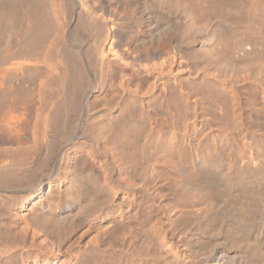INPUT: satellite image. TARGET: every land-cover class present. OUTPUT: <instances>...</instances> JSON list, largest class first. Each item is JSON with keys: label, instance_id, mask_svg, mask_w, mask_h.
<instances>
[{"label": "bare ground", "instance_id": "1", "mask_svg": "<svg viewBox=\"0 0 264 264\" xmlns=\"http://www.w3.org/2000/svg\"><path fill=\"white\" fill-rule=\"evenodd\" d=\"M4 1L7 2V0ZM4 1L2 0V2ZM97 1L98 3H96V0H61L60 8L63 11L62 13L66 15L65 18H67L68 21V28L62 38L61 35L58 37L59 39L57 38L58 43H55V41L57 40L55 38L56 40L53 43L54 45L52 44L53 47L52 49L50 48L51 51L49 53V58L54 63V67L52 68L53 73L48 69L50 75L48 74V72L46 75L48 78H46L47 80L41 79L43 74H38L39 78L41 76V80L37 79L40 80V85L37 84V92L39 93L37 94L38 97L30 99L28 102L23 104L21 108L17 106V103H13L15 101H12V104L14 105L9 103L6 108L2 107L3 109H1L0 136L2 139H10L12 142L19 144V146L16 149L12 147L14 150L8 147V151L10 149L11 151L8 154L6 153L0 156V264H7L9 261H11V263L18 261L21 264H31L29 262L28 256L32 255L33 250L36 248L37 238H42L47 244L52 245L53 247L54 245L60 246L63 236L69 235L68 232H70L72 229L77 228V226L79 227L89 218L94 216L98 211L96 207L100 204L105 203L106 200L104 201V199H102V195L99 194L102 191H105L104 195H108V201L111 200V202L113 203L109 209V212H113V209H115L116 207H119V209L121 208L120 210H123L122 203H114L117 189L114 185H112L111 182L108 185L100 183L99 185L95 186V181L93 182L88 179V175L91 176L97 172L96 168L94 167V161H87L83 166H79L75 161L72 162L73 157L69 155L68 148H70L71 146H78L77 144H83L80 141L81 139L83 140L89 138V134L92 132V128L90 129V127H96L98 128V130H103V135H106L105 137L108 136V139H110L109 142H118L121 143V145L123 144L125 148H130V144H132L131 142L135 141H131L134 137L131 132L130 133L133 136L132 138L131 135L127 134V132L129 131H127L126 129H130V127H124L125 130L123 128V131L120 129L121 125H117V127L115 126V122H117L119 118V113L116 110H118V106L120 103L117 102L118 100H116L115 96V98L113 97L115 100L110 97V94H114L113 89H104V81L106 79L101 82L102 84H100L101 80L99 79V75H102L105 72L104 69L107 70L108 68V66L103 68V65L105 66L104 63H109L114 70L115 68H119L120 71H118L120 74L122 72L123 74H125V76H128L131 83L134 81L143 83L145 81L144 79L148 76H155L157 78H160L164 73L163 69L165 68V66L168 65L171 61H178V58L180 56L179 54L181 52L180 46L178 44L175 45V43L173 44L171 42L172 38L168 35H165L163 30L165 21L167 19H170L171 15H173L176 19L178 18L177 14L179 12H176V14L175 11L184 12L185 16L181 17L185 18L184 21L187 19V22H184L188 31L190 30L189 32L186 31L187 33H190L191 35L193 31H204L208 35L206 38V35L203 36L204 38L200 37L201 39H203H200L202 43L200 42V47L196 48V50L202 51L203 49L207 52L206 56L208 57L205 56L204 62V67L207 70L217 71V69H220L222 66H226L231 67L236 71H246L245 73L252 74L251 76H254V78H256V76L258 77L260 73L263 74L264 72V60H261L262 62L260 61L261 65L259 62H256V64L259 63V66L255 67H253V63H255V61H253L252 63H250L249 61H247L248 63L245 61L236 63L235 61L229 62V60H232L230 58L228 59V62L226 61V58L224 60L225 56L222 55V53H224L222 50L228 48L226 38L228 37V32L233 30L232 27V29H230V26L232 25L220 19L221 17H224L221 15L219 19L222 20L221 22H223V24L220 23V20V24H218L219 26H223L224 22H226V26L230 25L228 27V29H230V31L227 32L228 34L226 33L225 28L221 29V26V28H217L218 26L216 27L215 24L214 28H208L207 22H211L212 20L208 18L209 20H211L209 21L206 17H201L205 14H210L209 12L205 13V11H203L204 9H200L201 5L204 2L201 3L200 7H198L197 5V7L200 9L199 10L196 7V4L194 5L193 3L192 5L189 4V6L187 7H182L179 4V0H160V3L158 1V4H153L154 2L151 3V1L148 0ZM198 1L200 2V0ZM225 1L228 2L229 0ZM225 1L224 3H226ZM230 1L234 2V0ZM246 1L243 2V4H245ZM254 1L255 3L251 0V2L254 4H262V2H260L261 0ZM258 1L260 3H258ZM199 2L197 4H199ZM206 2H208V0ZM218 2L220 3H217V0L213 1V5L217 3V8L218 6H221V1L219 0ZM237 2L239 1L237 0ZM1 3L0 33L7 34V32H10L12 29H14L12 31V33L14 34L15 32H18L20 28H22V30L24 28H28L30 30L32 24L31 21H33V19L31 20L29 17L32 18V16H34L35 12L37 11V0H34V3L32 2L33 7L31 8V10L33 11V15L30 13L31 16L30 14L27 16L26 14L28 13L25 12V9H27V7L29 6H26L24 8L25 15H23V9H19L21 5L19 7L15 6L11 3V1L9 3L7 2V4L5 5L4 3ZM209 3L210 2H208V4ZM53 4L55 3L53 2ZM248 4L249 3L245 5L250 6ZM213 5H209L208 7H215ZM252 5L250 7H252ZM256 5L253 6L254 9ZM48 6L53 7L54 5L52 6L49 3ZM15 7H18V10H21L22 12L15 9ZM28 9H30V7ZM250 9L249 11H252V9ZM166 10H168L169 12H166ZM201 10L205 13H203L204 15H201L199 13V11L202 12ZM214 12H217V10L213 11V13ZM21 15L23 17L27 16V19H30L29 21L31 23L27 22L30 23V25H28L26 24V21L25 23L22 22L23 24H26L24 25L25 27L22 25V27H20L18 31H16V27L21 24V21L23 19V17L21 20L19 18V21L17 17H20ZM14 17L17 18L18 22L16 23L18 25H14L16 27L14 28L13 26V28H11L10 30L9 28L12 27L11 25H13V23L16 24L14 22L16 18ZM227 17L228 16H226V18ZM201 18H206L207 24L203 22V25L200 20ZM27 19L25 18V20ZM36 19L37 18H34L35 22ZM231 19L232 18H230V20ZM182 20L183 19H181V21ZM177 21H179V18L175 20V22ZM202 21H204V19ZM241 21L243 20H240V22ZM180 22H177V25L179 23V27L177 28H181L180 30H183L182 27L184 26L185 28V25ZM181 24L183 26H181ZM27 25L30 27H28ZM33 26L36 27L38 25L33 24L32 27ZM244 27L247 26H243V29ZM80 28L89 33V39L87 36H85V38L87 37V39L85 40V38L82 36L83 34L82 31H80ZM201 32H196V34ZM172 33L174 32L172 31ZM231 33L229 34V37H231ZM22 34L25 36L24 30L23 33H21V37H24ZM225 35L226 37L223 38ZM9 36L12 37L11 35ZM1 37H3V42H10L9 39L11 38H7L5 40L4 36ZM205 39L207 41H204ZM220 39H225V42L227 43L226 48L225 44L223 43L224 41H221ZM24 40H27L28 42L30 38H28L27 36ZM215 41H221L220 43H217L219 44V46L217 45L218 48L216 46V48L219 49L218 51L214 48V44H216ZM171 43L174 46H172ZM220 44H222V46ZM5 46L4 48H6ZM220 49L222 52L220 51ZM200 51H197V53L199 54ZM204 51H202V53ZM202 53L200 54L202 55ZM22 59L23 58L18 61H13L9 63V65H5L3 69L1 68L2 74L0 73V90L6 88L9 77L16 75V73H22L25 70L27 71V69H32L34 65L31 64V59L28 61L29 63L25 59L22 61ZM3 61L1 59V62ZM42 62L43 63H41L40 65H43L45 63L43 67H47L52 63L48 61L49 63L47 65V61ZM101 67L103 68V70ZM113 69L112 74L110 73L111 71L108 72L110 69H108L107 72L114 77ZM100 71L103 72L100 73ZM142 74L145 76H143ZM46 76L43 75V78H45ZM102 89L105 92L104 96H102L101 98L99 97V100L96 99L92 101L90 95L95 90ZM128 93L129 90H126L125 95H127ZM133 96L136 97V94L133 93ZM22 97L23 96H21V98ZM125 101L127 102V100ZM20 104L18 102V105ZM15 105L20 109H18ZM145 107V115H142L147 118L146 120L151 122L152 131L149 132L150 134L144 141V147H142L144 151L146 150V152L154 149L155 153L157 152V155H160L162 158H166L167 155L172 154L176 150L175 147L177 146V142H173V140H176V135L172 133L170 137H168L169 135L166 137H158V132L155 133L156 130H158L155 128H159L155 127L157 126L156 124H158L157 121H154V119L156 118H154L152 110L149 109V105L146 104ZM223 110L225 115L230 113L229 106L226 104L223 105ZM234 113H236V111ZM120 116H122V114ZM167 118L169 117H166V119ZM121 122H123V118ZM41 126L43 127V130L41 131L42 135L39 137V135L41 134L39 127ZM109 126L110 128H108ZM136 130L135 132L137 133ZM53 131L55 132L54 134L52 133ZM246 137L250 140V143H252L251 146H253L254 144H258V142L261 141L264 142L263 138L259 137L256 133H254V131L250 129L246 132ZM184 140L185 139L182 138V142L180 140L179 144L185 145L183 144V142H185ZM29 141L31 143L30 145H23L25 142ZM262 146L263 151L261 153L256 152L251 157L247 156V154H243V152H239L241 153V156L239 158H242V161L244 159V161L241 162L242 164L237 168L229 166L230 168H227V171H225V173L221 169L220 165L216 167V165L212 163L213 161H211L212 159L210 158V155L206 153L203 155L201 154L202 158L199 159L197 158V156L194 159L189 158L190 165H187L189 163L186 162L181 161L180 163L175 161L174 166L176 170L181 173L183 177L182 183L185 184L190 183L188 181H191V175L195 172L199 176V178L204 179V182H207V184L211 188H215L216 186H218L217 181L220 179H222V181L225 180L224 183L227 180V185L229 184L228 182H230V180L232 181V179H235V183L237 180L239 181V184L236 183L238 186L240 184L244 186L245 184L243 180L247 178L252 182H259V185L261 186L260 183L264 184V182H262L264 181V145ZM140 150L141 149H139L138 151ZM238 163H240V161ZM71 165L76 166L70 170ZM137 168L138 167H136V169ZM127 169L124 172L129 179L128 185L130 186V188H135L138 186L144 188L147 184L145 178L143 176L137 177V173L135 174V171H138L139 174L141 170L133 169L134 171H130ZM191 170H193V173ZM87 171H92L89 172L92 174L87 175ZM249 180L248 182H250ZM191 184L193 183H190V185ZM234 184L232 182V185ZM227 188L232 189V187H229V185L227 186ZM233 188H235V186ZM86 199H89L88 201L94 203V205H91V203L89 202L87 203ZM137 199L138 197L137 195H135L132 203H135ZM200 200V202H198L199 200H196V202H194V205L198 203H205L206 205L200 209L198 208L199 210L197 209V211H190V213H197L198 216L196 218L193 219L191 217H188L187 220L182 223H178L177 220H174L173 222V237L177 238L178 241H180H177L175 245H170L171 249L176 248L175 251H173V249L171 250L170 248H167L166 251H164V254L163 252L162 254L160 253L156 255L155 253L149 254V257L152 256L153 258L155 256L153 258V261L155 262L154 264H264L263 232L261 231V233L257 232L258 234H254L253 231L249 234V232L246 231L244 235H236L237 232L234 233L235 231H227L223 226L219 225V223L217 224L213 221L212 215L215 213V207H217L214 205L215 203L213 204L212 202L210 203L204 201V199H201V197ZM15 206L22 209V213L17 214L21 215L24 219V225L22 224L23 227L21 226V228L19 227V225H13L10 219V216L12 214L11 211L13 209H16ZM8 214H10L9 217H7ZM14 223L16 224V222ZM127 223L128 224H126L125 226L118 228L117 232H119V247L117 246L118 249L115 248L117 253L119 251V253L123 254L124 257L129 254V252H127L128 250H126L127 246H133L135 243L147 236V233L145 231L146 228L144 231H142L144 228L141 223H136L132 220H129ZM17 227L20 229L18 230ZM167 234L168 229L164 230L165 237L167 236ZM237 234H239V232ZM164 245V241L161 240L159 242V246L163 247ZM200 245L202 246L200 247ZM155 248L156 247L154 246V249ZM85 250H87L88 252L101 251V243L91 242L86 246ZM49 253L50 252H45L44 254L48 255ZM185 253H191L194 256L197 255V253H201V256L199 254V258H197L196 260H192L187 257L188 255H185ZM37 256H39V254ZM81 256V252L79 251L73 256L75 264H81ZM34 264H36V262Z\"/></svg>", "mask_w": 264, "mask_h": 264}, {"label": "rangeland", "instance_id": "2", "mask_svg": "<svg viewBox=\"0 0 264 264\" xmlns=\"http://www.w3.org/2000/svg\"><path fill=\"white\" fill-rule=\"evenodd\" d=\"M10 1L15 6L19 7L21 5L19 9H23V12L21 10H18V7H15V9L21 11L23 15H25L24 8L26 6H29L30 9H28L29 7L25 9V12L28 13L26 15L28 16L30 13L33 15V11L31 10V8L33 7L32 5L34 3V0ZM10 1L7 0L8 3ZM148 1H151V3L154 2L153 4H158V1L160 3V0ZM179 1L180 3H178L182 7H187L189 6V4L192 5V3L194 5L196 4V7L197 5L198 7H200L201 3L204 2L205 4L203 3V7L201 5L200 9H204L203 11H205V13L209 12L210 14H205L202 10V12L199 11V13L201 15L205 14L201 17H206L207 19L209 18L212 21L208 19L211 22H207V24L206 18H201L200 20L202 23H206L208 25V28H214L216 25V27L218 26L217 28H225L226 33L233 28V30L228 32L229 34L232 32L231 37H229L228 33V35L226 34L228 36V39L226 38L228 48H226L227 43L225 42V39H220L221 41H224L223 43L225 44L226 48L224 49V46L222 47L224 49L222 50L224 52L222 53V55L225 56H222L224 57V60L226 58V61L228 62V59L230 58L232 60H229V62L235 61L236 63H241L244 61H249L250 63H252L253 61H255V63H253V67L259 66L260 61L264 60V0L260 1L262 2L261 5H258L257 3V5L254 4V0H252L254 3H252L251 0H247L248 2L245 0V4L249 3L248 5L250 6L253 4L252 7L256 5L255 9L253 7L254 10L252 9V7L243 4V2H245L244 0H238L239 2H237V0H234V2L230 0H227L228 2H226L224 0L226 3H224L223 0H220L221 6H224H220L221 8L219 6L217 8L216 5L217 3H220L218 2L219 0H217V3L215 5H213L214 0H208V2H210L209 4L208 2H206L207 0H200V2L198 0H183V2L182 0ZM7 2L4 1L2 3H4L5 5L7 4ZM37 2L38 8L35 12V17H29L31 20L33 19V21H31L32 24L30 30L28 28L27 29L29 31L26 28L23 29L25 36L23 34L22 35L24 37H21V33H23V30L20 27L26 24L30 25L31 22L29 21L30 19H27V16L23 17L22 15L20 17H17L18 20L19 18L21 20L23 17L24 20L22 19L21 24L18 25L16 23L18 22V20L16 17H14L16 18L14 21L16 24L13 23V25H11L12 27L9 28L11 30L14 25H18L19 27L14 26V28L16 27V31H18V29L20 28L18 31L19 36L18 32H15L14 34L12 33L14 29H12L10 32H7V30L6 32L8 35L5 32V34L0 33V55H3H1L2 57H0L2 61L4 60L3 62H1L0 59L1 74V70L5 65H9V63L13 61H18L21 58H23L22 61L25 59L27 62L31 59L30 62L34 65L32 69H27V71H23V74L16 73V75L9 77V80L6 84V88L0 90V95L3 96H0V112L1 109L6 108L9 103L12 104V101H15L13 103H17V106L21 108L23 104L28 102L30 99L38 97L37 94L39 93L37 92V89L38 85H40V80H47L48 78L46 75L49 71H52L53 73L52 68L54 67V63L50 60L49 53L54 45V41L60 35L61 38L65 35L68 28V21L67 18H65L66 15L62 13L63 11L60 8L61 0H37ZM53 2L56 4V6L55 4H53ZM198 2L199 4H197ZM260 2L258 1V3ZM49 3L50 5L54 6H48ZM57 3L59 9L57 7ZM96 3H98L97 0ZM209 5H213L215 7H208ZM247 7H250L252 11H249L250 8ZM216 10L217 12L213 13V11ZM167 11L168 10H166V12ZM176 12L179 13L177 14ZM175 13L179 18V21L177 22H180L181 19H183V22L181 21L180 23L185 25L187 19L184 21L185 18H182L185 16L184 12L175 11ZM221 15L224 17H221L220 19L226 21L232 26H226L227 23L224 22L225 27L224 25H220V27L219 24H223V22H221L222 20L219 19ZM226 16H228L229 19L228 17L226 18ZM25 18L28 21L25 20ZM34 18H37L36 22L34 21ZM171 18L165 21L163 30L165 35H168L172 38L171 42L173 44L175 43V45L178 44L180 46L181 52L179 54L180 56L178 58V61H171L168 65L165 66V68L163 69L164 73L160 78H157L155 76H148L146 77L147 79H144L145 81L143 83H140L139 81H134L131 83L128 76H125V74H123L122 72L120 74L119 68H115V71L109 63H104L105 66L103 65V68L108 66L107 70L104 69L107 74L104 72L102 75L100 74L101 76L99 75V79L101 80H99L100 84H102L101 82L106 79L104 81L105 84L103 83L104 89H113L114 94H110V97H112V99L116 97V100H118L117 102L120 103L118 106V110H116L119 113L120 119L118 118V121L115 122V126L117 127V125H121V130H123L124 127H130V129H126L127 131H129L127 132V134L131 135L132 133L134 137L131 135V138L133 137L131 141L135 140L131 142L132 144H130V148H125L123 144L121 145V143L118 142H109L110 139H108V136L105 137L106 135H103V130H98V128L96 127H90V129L92 128V132L90 133L89 131V138L83 140L81 139L80 141L83 144H77L78 146L70 145L72 148L70 146V148H68L69 155L73 157L72 162L75 161L77 165L83 166L87 161H94L93 163L95 165H93L96 168L97 172L90 176L88 174H92L89 173L92 171H87L88 173L86 174L89 176H87L88 179L93 182L95 181V186L99 185L100 183L108 185L111 182L112 185H114L117 189V194L115 196L114 203H122L123 210H120L121 208L119 209V207H116L115 209H113V212H109V209L113 203L111 202V200L108 201V195H104L105 191L100 192L99 194L102 195V199H104V201L106 200L105 203L100 204V207H96L98 211L94 216L89 218L79 227L77 226V228L72 229L70 232H68L69 235L63 236L62 243L60 244V246L54 245L53 247L52 245L47 244L42 238H37V246L33 250L32 255L28 256L29 262L31 264H34L35 262L36 264H75L73 256L78 253V251L81 252L82 255L81 264H154L155 262L153 261V258L155 256L152 258V256L149 257V254L155 253L156 255L160 253L162 254V252L164 254V251H166L167 248L171 249L170 245H175L177 243L178 239L173 237V222L174 220H177L178 223H182L186 221L188 217H191L193 219L196 218L198 216L197 213H190V211H197L198 208L200 209L206 205L205 203H198L194 205V202H196V200H199L198 202L201 201L200 197L201 199L203 198L204 201L210 203L212 202L213 204L215 203L214 205L217 207H215V213L212 215L213 221L217 224L219 223V225L223 226L224 229H226L227 231H235L234 233L239 232V234L236 233V235H244L246 231L249 232V234L253 231L254 234H258L259 232L261 233L262 231L264 234L263 183H260V186L259 182H252L249 179L245 178V180L243 181L246 186H242V184H240L239 187L237 185L239 184V181L237 180L238 182L236 181V184L234 182L235 179H232V181L230 180V182H228L229 187H232L231 189L227 188V180L225 182V185V180L222 181V179H220L221 181H217L218 186H216L215 188H211L207 184V182H204V179H200L199 176L194 172V174L191 175V178L189 177L191 181L188 182L193 183L190 185V183H182L183 177L174 166L175 161L180 163L181 161L186 162L189 163L187 165H190L189 161L191 158L194 159L197 156V158L199 159L202 158V155L206 153L210 155V158L212 159L211 161H213L212 163L215 164L216 167L220 165L221 169L225 173V171H227V168H237L242 164L241 162H243L244 159L242 161V158H239L241 156V153L239 152H243V154H247V156L251 157L256 152L261 153L263 151L262 145H264V142L261 141L263 144L261 142H258V144H254L253 146H251L252 143H250V140L246 137V132L250 129L254 131V133H256L259 137L264 139V72L263 74L260 73L258 77L256 76V78H254V76H251L252 74L245 73L246 71H236L235 69L226 66H222L220 69H217V71L207 70L204 67L205 56L207 55V52L202 49V51L206 53L205 54L203 52V54L202 51L196 50V48L200 47V44L202 43L201 40H203L201 38L204 35H206V38L208 35L204 31H202L203 33L201 31H196L201 32L198 34L193 31L191 36L190 33L186 32L188 31L186 25L184 28V26L181 24V26H183V30L185 31L180 30L181 28H177L179 27V23L177 25V22H175V20H177L178 18L176 19L173 15H171ZM230 18H232V21L230 20ZM203 19L204 21H202ZM240 20L243 21L240 22ZM25 21L26 24H23L25 23ZM33 24L38 26L32 27ZM229 26L230 29H228ZM243 26L247 27H244L243 29ZM237 27H240L242 29ZM80 29L79 30L82 31L83 34L82 36L84 38L85 36H87L89 39V33L82 28ZM172 31L174 33H172ZM9 33H12L13 35ZM9 35H11L12 37H10ZM226 35L223 38H225ZM1 36H4L5 40L7 38H11L9 39V44L6 43V41H4V43L2 41L3 37ZM27 36L28 38H30L28 42L27 40H24ZM87 37L85 38V40L87 39ZM58 39L55 41V43H58ZM29 41H31L32 43ZM204 41L207 40L205 39ZM221 41H215L216 44H214L215 47L214 45L213 47L217 49L219 46V44L217 43H220ZM4 44L7 45L5 46ZM173 44L172 46H174ZM222 44L220 45L222 46ZM3 45L6 48H4ZM218 50L219 49H217V51ZM197 51H200L202 55L200 53L198 54ZM42 61H47V65L49 62L52 63L47 67L44 66L46 68L45 70V68L43 67L45 63L43 65H40L41 63H43ZM256 62L259 63L256 64ZM111 68L114 70V77L110 75V73H113ZM108 69L110 70L108 71ZM107 71L111 72L108 73ZM101 72L103 71H100V73ZM38 74H43L46 77L43 78L42 75V78L40 76V79ZM48 74L50 75V72ZM105 74L107 75V77ZM111 81L113 82V84ZM126 90H129V93L127 95H125ZM104 93L105 92L103 89L95 90L90 95V98L92 101L96 99L99 100L102 96H104ZM133 93L136 94V97L133 96ZM21 96L23 97L21 98ZM125 100H127V102ZM18 102L19 104H21L18 105ZM146 104L149 105V109L152 110L153 116L154 118H156L154 119V121H157L158 123L156 124L157 126H155L159 127L155 128L158 129L155 132H158V135H156L158 137H166L168 135V137H170L172 133L176 135V140H173V142H177V146L175 147L176 150L174 149L175 151L172 154L167 155L166 158H162L160 155H157V152L155 153L154 149L149 150L148 152H146V150L144 151L143 149L144 141L150 134L149 132L152 131L151 122L146 120L147 118L144 117ZM224 104L228 105L230 109V113L227 115H225L223 110ZM19 107L17 108L20 109ZM233 110L234 112L236 111V113H234ZM121 114L122 116H120ZM121 117L123 118V122H121ZM166 117L169 118L166 119ZM39 128L41 132L43 130V127L41 126ZM108 128H110V126ZM135 130L137 131V133L135 132ZM52 133L54 134L55 132L53 131ZM41 135L42 132L39 137ZM182 138L185 139V142H183V144L185 145L179 144L180 140L182 142ZM0 142V150L3 149L0 151V156L2 154H8L11 149L14 150L19 146V144L12 142L10 139H2L1 136ZM25 144L26 146H28L31 143L29 141L25 142L23 145L25 146ZM138 145H140L141 147ZM8 147L11 148L9 151ZM12 147H14V149ZM139 149L141 150L138 151ZM239 161L240 163H238ZM236 163H238L239 165ZM75 166L76 165H71V168L69 167L70 170ZM136 167L138 168L136 169ZM132 168L136 170H141V172L139 170V174L138 171H135V174L137 173V177L143 176L145 178L147 184L144 188H141L139 186L135 188H130V186L128 185L129 179L125 175L126 173L124 171L126 169L134 171ZM191 171L193 173V170ZM248 180L250 182H248ZM232 182L233 184L235 183L237 187L235 184L232 185ZM254 184H258L259 186L257 185V187ZM234 186L235 188H233ZM254 186L257 188H255ZM135 195H137L138 199L135 203H132L133 199L135 198ZM88 200L89 199H86L87 203H91ZM91 205H94V203H91ZM15 208L16 209L12 210L13 212L11 211V216L10 214H8L7 217L10 216L12 224L17 226L19 225V227L21 228V226L23 227L24 225V219L21 215L17 214L22 213V209L17 206H15ZM129 220H132L136 223H141L144 228L142 231H144L146 228L145 231L147 233V236L142 238L133 246H127L126 250H128L127 252H129V254H127L128 256L126 255L124 257V255L119 253V251L117 253L115 249L117 248V246L119 247V232L117 231L119 227L128 224L127 222ZM14 222H16V224ZM20 228L17 227L18 230ZM166 229H168V234L165 237L164 230ZM160 239L164 241V244L166 246H159V242L161 241ZM91 242L101 243V251L88 252L87 250H85L86 246ZM154 246L156 247L155 249ZM201 246L202 245H200V247ZM175 249L176 248H174L173 251H175ZM45 252L50 253L47 255L44 254ZM38 254L39 256H37ZM199 254L201 256V253H197V255L195 256L191 253H185V255H188L187 257L192 260H196L197 258H199ZM9 263H11V261H9L7 264ZM11 264L21 263L15 261Z\"/></svg>", "mask_w": 264, "mask_h": 264}]
</instances>
